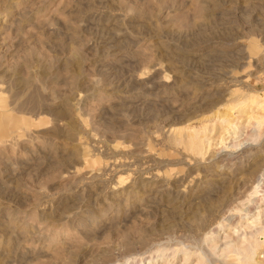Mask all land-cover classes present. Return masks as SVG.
Here are the masks:
<instances>
[{
    "label": "rangeland",
    "instance_id": "rangeland-1",
    "mask_svg": "<svg viewBox=\"0 0 264 264\" xmlns=\"http://www.w3.org/2000/svg\"><path fill=\"white\" fill-rule=\"evenodd\" d=\"M263 99L264 0H0V264H264Z\"/></svg>",
    "mask_w": 264,
    "mask_h": 264
},
{
    "label": "bare ground",
    "instance_id": "bare-ground-1",
    "mask_svg": "<svg viewBox=\"0 0 264 264\" xmlns=\"http://www.w3.org/2000/svg\"><path fill=\"white\" fill-rule=\"evenodd\" d=\"M262 102H263V104H264V99L262 100ZM264 107V106H263ZM250 174H252V175H254V176H257L256 174H259L260 175V177H261V185L263 186L264 185V168H260L257 172L256 171H254V172H250ZM254 182H255V178H254ZM262 186H260V184H259V182L258 183H256V187L254 188L255 190H254V192H253V194H255V195H258L259 194V192H261V191H263L262 193H264V190H257V187H262ZM250 191V190H249ZM261 196H264L263 194H260L259 195V197H261ZM258 200H260V199H258ZM262 215V214H261ZM260 221V220H259ZM258 221V219H254L253 221H251L250 223H249V225L247 226L248 228H250V229H252V231L253 232H250L249 234H248V238L249 239H251L254 243L256 242V241H260V242H262L263 243V241H264V224H261L260 222ZM257 225H260L259 227H256ZM218 228H220V227H218ZM247 234H243V238H242V240L243 241H245V240H247L246 239V236ZM237 243V242H236ZM248 243V242H247ZM251 246V245H250ZM234 250H236V251H238L236 248H233ZM255 250H256V248L255 247H252V248H250L249 250H248V252L246 253V257L247 258H249V259H251L252 257H253V255H254V253H255ZM243 258V257H242ZM243 260V259H242ZM153 261L154 260H152V258H149L148 259V262H147V264H152L153 263Z\"/></svg>",
    "mask_w": 264,
    "mask_h": 264
}]
</instances>
